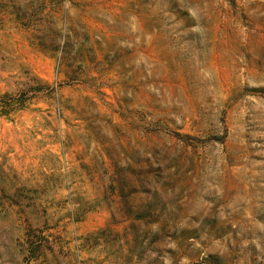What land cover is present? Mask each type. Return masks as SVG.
I'll return each instance as SVG.
<instances>
[{"label": "rangeland", "instance_id": "1", "mask_svg": "<svg viewBox=\"0 0 264 264\" xmlns=\"http://www.w3.org/2000/svg\"><path fill=\"white\" fill-rule=\"evenodd\" d=\"M0 264H264V0H0Z\"/></svg>", "mask_w": 264, "mask_h": 264}]
</instances>
